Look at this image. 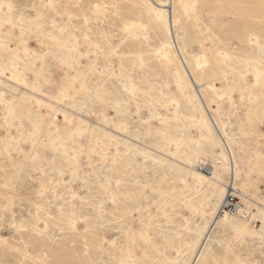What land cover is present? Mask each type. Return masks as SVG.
Wrapping results in <instances>:
<instances>
[{
	"label": "rangeland",
	"instance_id": "374dc122",
	"mask_svg": "<svg viewBox=\"0 0 264 264\" xmlns=\"http://www.w3.org/2000/svg\"><path fill=\"white\" fill-rule=\"evenodd\" d=\"M1 2L0 264H264V0Z\"/></svg>",
	"mask_w": 264,
	"mask_h": 264
},
{
	"label": "bare ground",
	"instance_id": "6f19581e",
	"mask_svg": "<svg viewBox=\"0 0 264 264\" xmlns=\"http://www.w3.org/2000/svg\"><path fill=\"white\" fill-rule=\"evenodd\" d=\"M3 4H6V3H4V2H1L0 3V11L1 12H3V13H5L6 14V17H7V19H5L4 18V20H0V23H1V26L3 27H5V28H11V25L12 24H10V17H9V12H5L4 10H3ZM157 4V6L162 10V11H167L168 12V14H169V12H170V14H171V16H170V18H168V16H167V20H170V22L172 21V5H171V3H169V2H167V1H162V2H158V3H156ZM10 6V5H9ZM8 9L10 10V8L8 7ZM7 9V10H8ZM2 18V17H1ZM3 19V18H2ZM160 47V46H159ZM159 50V52L160 53H162L164 56H168L169 55V50H168V47H167V45L165 44V43H163L162 44V47L161 48H159L158 49ZM34 59V58H33ZM34 63V62H33ZM201 64V61H200V63H199V65ZM17 77V79H20L19 77H21V76H16ZM24 78V77H23ZM20 79L21 81H25V79ZM34 84V83H33ZM199 85H200V83H195V86L197 87V88H199ZM33 86H35V85H33ZM39 102H42V101H39ZM44 106H48V107H50V105L47 103V102H44ZM213 171H215L216 170V167H213V168H211ZM230 171H231V175H232V177L233 176H237V171L235 170V167L233 166H230ZM193 176H194V178H195V180L197 181V182H203L205 179H206V176L202 173V172H200V171H198L197 170V168H194V171H193ZM232 181L229 183V184H227V183H220V185L221 186H219V188H218V198H219V200H220V202L222 203V201L224 200V198L227 196V194L228 193H230V192H233L234 190H235V186H234V182H235V180L232 178L231 179ZM227 214V213H226ZM225 215V214H224ZM216 218H215V220H221V217H220V215L219 214H216V216H215ZM141 229V228H140ZM140 231V230H139ZM142 231V230H141ZM146 231V230H145ZM144 233V232H143ZM147 237H149V236H147Z\"/></svg>",
	"mask_w": 264,
	"mask_h": 264
},
{
	"label": "built area",
	"instance_id": "2783aa9c",
	"mask_svg": "<svg viewBox=\"0 0 264 264\" xmlns=\"http://www.w3.org/2000/svg\"><path fill=\"white\" fill-rule=\"evenodd\" d=\"M198 169L205 173H210V166L206 163H200ZM238 215L245 217L247 211L244 210L241 199L239 195L235 192H230L222 201L219 209V215L224 214Z\"/></svg>",
	"mask_w": 264,
	"mask_h": 264
}]
</instances>
